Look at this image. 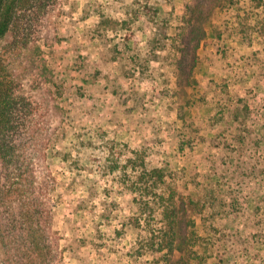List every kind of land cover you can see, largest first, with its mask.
Returning a JSON list of instances; mask_svg holds the SVG:
<instances>
[{
	"label": "rangeland",
	"instance_id": "rangeland-1",
	"mask_svg": "<svg viewBox=\"0 0 264 264\" xmlns=\"http://www.w3.org/2000/svg\"><path fill=\"white\" fill-rule=\"evenodd\" d=\"M39 1H4L0 79L55 182L57 264H264V0ZM135 149L166 172L149 206Z\"/></svg>",
	"mask_w": 264,
	"mask_h": 264
},
{
	"label": "trees",
	"instance_id": "trees-1",
	"mask_svg": "<svg viewBox=\"0 0 264 264\" xmlns=\"http://www.w3.org/2000/svg\"><path fill=\"white\" fill-rule=\"evenodd\" d=\"M4 1L0 0V38L12 16L11 7ZM46 3L40 0L36 12L43 11ZM18 100L0 79V160L5 166V180L0 186V264H57L59 236L53 224L52 200L55 182L49 173L39 175L34 166L36 155L31 147L37 143L30 130V152L26 148L29 111L25 105H18ZM133 155L129 163L136 176L131 188L140 195L141 203L149 206V199L163 198L159 190L166 172L163 166H148L142 150L135 149ZM187 204L193 212L201 209L194 197L188 198ZM164 212L168 213L169 207H164Z\"/></svg>",
	"mask_w": 264,
	"mask_h": 264
}]
</instances>
